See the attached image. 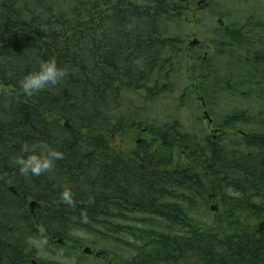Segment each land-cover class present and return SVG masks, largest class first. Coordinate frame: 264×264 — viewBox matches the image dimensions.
Here are the masks:
<instances>
[{
	"label": "trees",
	"instance_id": "obj_1",
	"mask_svg": "<svg viewBox=\"0 0 264 264\" xmlns=\"http://www.w3.org/2000/svg\"><path fill=\"white\" fill-rule=\"evenodd\" d=\"M198 1L0 0V264L65 263L37 260L32 241L83 255L75 230L130 246L132 258L115 264H264V37L252 30L264 22L219 23L213 52L200 54L202 41L186 48L172 31L192 22ZM48 59L67 75L25 96L19 81ZM182 70L206 106L215 95L241 99L219 128L208 124L217 138L183 129L186 90L170 120L133 117L128 95L158 101ZM138 129L126 154L111 146ZM38 142L63 158L24 177L13 161Z\"/></svg>",
	"mask_w": 264,
	"mask_h": 264
},
{
	"label": "rangeland",
	"instance_id": "obj_2",
	"mask_svg": "<svg viewBox=\"0 0 264 264\" xmlns=\"http://www.w3.org/2000/svg\"><path fill=\"white\" fill-rule=\"evenodd\" d=\"M212 10L216 13L215 16L211 12L204 8L199 10H191L190 19L191 23L183 24L177 29L176 27L172 30L173 33L180 35L184 40V46L190 48L189 43L196 38L200 45L202 41V46L197 49V53L204 54L208 52L209 55L213 52V35L215 29L218 27V20H221L220 26L223 25H242L244 24L248 17H255L256 20L262 19L264 22V0H212ZM257 9V11H253ZM262 12V13H261ZM192 14V15H191ZM258 37H264V27L252 29ZM264 44V43H263ZM262 44V46H263ZM195 45L194 47L196 48ZM192 47V49H194ZM262 48V47H261ZM213 62L209 65H212ZM195 82V81H194ZM194 83L190 82L185 73L182 72L177 75L175 80L174 91L164 95L158 101L145 104L139 101L138 98L131 94L127 97V102L132 110L133 117L148 122H157L161 124L164 121L171 119L172 111L174 109L177 99L183 94L184 90L188 93L189 97H186L184 101L185 104L181 107L179 112V119L183 123V129L189 131L190 133H196L202 138L205 135H213V138L218 137V131H209L208 118H204V111H207L210 118L213 119V124L211 128H219L217 123L221 120L222 116L232 110L235 106L241 107L240 98H231L215 95L210 98L209 106L205 105L202 98L194 94L193 88ZM203 103V105H202ZM242 104V105H241ZM204 106V107H203ZM138 113L134 111L136 109H142ZM201 116V120L197 119ZM208 127V128H207ZM141 139L140 129L134 130L132 133L125 135H112L110 137V144L117 153L126 154L130 149L134 148L135 143ZM171 163L175 164L180 158V152L176 149L170 153ZM209 207L217 210V205L214 202H209ZM210 212L204 215H198V218L202 220L210 219ZM212 213V212H211ZM85 244V246L92 247L96 250H103L110 254V258L118 259H131L134 255V251L130 246L125 245L123 242H117L114 240L102 241L97 234H90L85 231L75 230L71 231L70 234ZM124 240L127 242H132V238L129 235H124ZM33 243V241H32ZM36 245V258L37 260L43 259L55 262H65L66 264H102L103 260L101 258L89 255H82L81 252H70L67 248H61L54 246L50 247L52 250L47 251L46 247L40 242L33 243ZM68 253H72L67 255ZM85 256V257H84ZM35 258V259H36Z\"/></svg>",
	"mask_w": 264,
	"mask_h": 264
},
{
	"label": "clouds",
	"instance_id": "obj_3",
	"mask_svg": "<svg viewBox=\"0 0 264 264\" xmlns=\"http://www.w3.org/2000/svg\"><path fill=\"white\" fill-rule=\"evenodd\" d=\"M67 75V70L58 67L55 59L41 60L36 70L27 72L19 81L22 93L27 97H32L40 92L57 85ZM23 151L27 154L17 156L13 163L24 177H38L45 173H50L55 166V162L63 158V153L54 149L46 142L35 144H25ZM63 200L71 204L72 197L69 191L62 194ZM33 243H36L33 241ZM41 244L46 241H40Z\"/></svg>",
	"mask_w": 264,
	"mask_h": 264
},
{
	"label": "water",
	"instance_id": "obj_4",
	"mask_svg": "<svg viewBox=\"0 0 264 264\" xmlns=\"http://www.w3.org/2000/svg\"><path fill=\"white\" fill-rule=\"evenodd\" d=\"M197 5L203 8V7H206L208 4L205 3L204 0H200V1L197 2ZM218 22L221 23V20L219 19ZM197 44H199V41L196 38H193V40L190 41V43H189L190 47H194ZM205 117L208 118V124H211L213 120H212V118H210V116L208 115L207 111H204V118ZM214 131H217V130L215 129ZM29 206H30V209L32 210L34 208V206H35V202L34 201H30L29 202ZM260 226L262 227L263 223H261ZM59 241H61V240H59ZM83 252L89 253V252H92V251L90 250V248L88 246H85L83 248ZM101 254H103L102 251H97L96 252V255H98V256L101 255Z\"/></svg>",
	"mask_w": 264,
	"mask_h": 264
},
{
	"label": "flooded vegetation",
	"instance_id": "obj_5",
	"mask_svg": "<svg viewBox=\"0 0 264 264\" xmlns=\"http://www.w3.org/2000/svg\"><path fill=\"white\" fill-rule=\"evenodd\" d=\"M263 49H264V44H263ZM217 130V129H216ZM89 247V246H88ZM90 248V250L92 251V252H89V253H85L84 252V254L85 255H89V256H95V257H98V258H101L102 260H105L106 262L104 263H102V264H115L114 262H113V258H110V254L108 253V255H106V252H104L103 251V254H101V255H96V252L98 251V250H96V249H94V248H92V247H89ZM82 252H83V249H82ZM30 264H41L40 262H38V263H35L34 261H31V263ZM47 264H61V263H47ZM62 264H66V263H62ZM72 264H76V263H72Z\"/></svg>",
	"mask_w": 264,
	"mask_h": 264
},
{
	"label": "bare ground",
	"instance_id": "obj_6",
	"mask_svg": "<svg viewBox=\"0 0 264 264\" xmlns=\"http://www.w3.org/2000/svg\"><path fill=\"white\" fill-rule=\"evenodd\" d=\"M11 189V188H10Z\"/></svg>",
	"mask_w": 264,
	"mask_h": 264
}]
</instances>
